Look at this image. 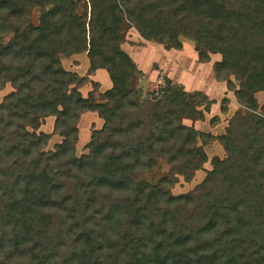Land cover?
Masks as SVG:
<instances>
[{"label": "trees", "instance_id": "obj_1", "mask_svg": "<svg viewBox=\"0 0 264 264\" xmlns=\"http://www.w3.org/2000/svg\"><path fill=\"white\" fill-rule=\"evenodd\" d=\"M25 7H39L37 26ZM128 27L174 47L187 35L201 61L219 54L218 70L240 80L236 99L256 107L264 0H0V89L13 88L0 103V264H264V116L229 121L217 137L226 158L195 191L172 197L163 182L137 181L159 160L197 168L214 137L182 122L201 118L204 97L166 79L159 97L140 100L119 46ZM81 51L112 82L98 101L78 95L57 58ZM86 111L103 125L78 158ZM51 116L63 140L43 152L48 136L34 131Z\"/></svg>", "mask_w": 264, "mask_h": 264}, {"label": "rangeland", "instance_id": "obj_2", "mask_svg": "<svg viewBox=\"0 0 264 264\" xmlns=\"http://www.w3.org/2000/svg\"><path fill=\"white\" fill-rule=\"evenodd\" d=\"M86 6L87 5L82 3L77 4L75 8L76 13L81 15L84 12V8ZM47 8L49 9V7ZM40 12L41 11L39 7H25L24 16L26 18V22L31 26H37ZM121 35L122 41L119 45L120 49L127 53L136 65V67L134 66L133 73L130 77V87L133 90L140 92V100L144 99L146 101H150L152 96L159 97L160 88H164L165 86V77L167 76V71L171 65V62H169L171 59L167 55L168 52H165L162 49V44L151 40H146L139 36V33L134 28L128 27L127 29H124ZM10 38L11 34L5 37L3 42L7 44ZM164 43L167 47H170V41L167 37L164 39ZM171 53L173 54V57L176 56L174 51H171ZM150 56L152 57L150 58ZM57 58L65 71L70 72L72 75L78 76V82L74 83V85L72 84L73 89H76L78 95L84 99L92 98L95 101H98L99 96L104 90L101 88L99 82L91 76L92 74L88 70V58L86 52L81 51L68 54H59ZM158 58L160 59V64H157ZM207 61L208 62L205 64L197 65V70L199 73H201L200 75H202V77H209V83H207L208 86H210V84L213 85V91L209 96H214L215 101H219L221 98L225 97L227 98L226 102L228 100L226 110L227 112L230 111V113L228 117L223 119L224 123L221 125L220 131L222 128L228 125L229 121L236 115L243 117L250 113H257L264 116V112L262 110L264 107V91H259L254 94L256 107L254 109L247 108L246 106L240 104V102L236 99L235 93L239 89L240 84L238 77L225 72L223 69L220 71L216 67L217 63L221 61V56L219 54H210ZM12 92L13 88L9 83H6L3 88L0 89V103L7 95ZM198 99L199 98L196 100L198 101ZM211 116H213L212 112L206 115V119L210 118ZM92 118L93 119L90 120L89 117H87L85 118L84 122H81L82 118L80 119V137H78L79 140L76 142L74 150V154L78 158L88 155L90 149L87 148L86 145L90 142L91 134L102 127L96 123V113L92 116ZM101 123L103 125L102 120ZM215 123L209 122L207 124L212 126ZM219 124H221L220 120ZM55 127V117L51 116L44 118L38 129L34 131V133H43L48 136L45 145L41 148V151L54 152L56 145H59L62 142L63 137L59 134ZM77 127L78 120L76 122V129L78 131ZM27 129L30 131L29 128ZM218 131L219 130H217L216 133H219ZM201 141L202 140L197 141L198 146L202 145ZM202 148L207 159L197 168L185 170L183 172H173L166 161L159 160L155 170L142 175L137 179V181L144 180L151 183L152 185H155L158 182H163L166 190L172 197H179L181 195L195 191L212 171L213 165L211 164V161L215 157L219 158L220 160L226 158V153L217 137H214V139L210 140ZM208 148L213 149L208 150ZM168 177L171 178L170 182L166 181Z\"/></svg>", "mask_w": 264, "mask_h": 264}, {"label": "crops", "instance_id": "obj_3", "mask_svg": "<svg viewBox=\"0 0 264 264\" xmlns=\"http://www.w3.org/2000/svg\"><path fill=\"white\" fill-rule=\"evenodd\" d=\"M140 36V35H139ZM179 45L178 47L170 46L167 47L165 43L162 44V49L166 52H168V56L170 57L169 62H171V65L167 71V76L165 77L170 81V84L172 86H178L182 88V90L190 97H197L202 96L206 100H204L203 105L198 108L202 112V116L200 119L191 121L184 119L182 122L184 125L188 127H194L195 130L204 133V134H210L213 137H219L225 134V129L227 125L222 128L220 131L221 125H223V119L225 117H228L230 111L227 112L226 107L228 100L226 102V97L221 98L219 101L214 100V96H209L213 91V85L210 84L208 86L207 83H209V77L205 76L202 77L200 75L201 73L197 70V65L205 64L208 61H201L198 57V53L195 49V42L192 38H190L187 35H178ZM185 39V40H183ZM159 45V44H157ZM165 47V48H164ZM171 51H174L176 53V56H172L173 54ZM127 54V53H126ZM128 55V54H127ZM157 56V55H156ZM128 57L131 59V57L128 55ZM152 56H150L151 58ZM154 59V57H153ZM164 59V55H163ZM159 58L157 60V64L159 63ZM132 63L136 67L134 61L131 59ZM88 70L92 74L91 76L96 79V81L99 82L101 85V88L104 90L103 92L110 90L112 88V82L109 78V75L106 70L104 69H90L89 61L87 63ZM95 76V77H94ZM207 80V81H206ZM224 100V101H223ZM213 114L210 118L206 119V115L209 113ZM223 113V114H222ZM95 114V112L86 111L82 113L78 119V137H80L79 134V125L80 119L82 118L81 122H84L85 118L89 117V119H93L92 116ZM222 118V119H221ZM203 120V122H202ZM206 120V121H205ZM219 120L220 123L219 124ZM217 123H215V122ZM213 122L212 126H209L207 123ZM96 123L97 125L102 126L101 118L96 113ZM91 125V123H90ZM219 128V129H218ZM100 129V128H99ZM217 130H219V133H216ZM79 140V139H78ZM212 150L213 148H208V150Z\"/></svg>", "mask_w": 264, "mask_h": 264}]
</instances>
